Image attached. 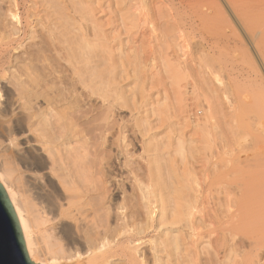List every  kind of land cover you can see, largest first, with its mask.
<instances>
[{"label": "bare ground", "instance_id": "obj_1", "mask_svg": "<svg viewBox=\"0 0 264 264\" xmlns=\"http://www.w3.org/2000/svg\"><path fill=\"white\" fill-rule=\"evenodd\" d=\"M72 1L74 0H71L69 3L71 4ZM136 1H141L140 5H138V9L135 6L138 12L137 17L140 19H138V21H143V25H150L149 28L151 27L152 29V23L155 21L152 22V19L155 18L154 15H152L154 18L151 19V10L150 8L148 9L147 3L144 2L145 0ZM159 1L162 3L160 5V11L162 7H165V10L162 11L167 13L168 18L175 21V24L178 20V25H176V27L178 26L180 35L184 34L183 37H185V34L189 35L193 32L196 33L197 30L199 33L201 29H206L205 31H207L208 29L218 28L221 33L219 36L220 38L217 37L224 42L225 46H223L224 44L221 46H223V50H226L224 47L228 48L232 41L230 37L232 34L230 35V33L233 31L236 32L237 27L241 33H243L242 35L245 38L244 41H246V43H244V41L239 40V43H241L244 48L249 46L247 49L249 50L251 48L250 50L253 52L251 55V52L247 50L246 54H242L245 56H243V58L240 57L243 63H246L243 65L249 66L247 70L242 69L239 64H237V57L239 56L236 55L237 57L232 56L231 59L229 58V60H225L221 63L219 65V67L221 66L219 71H217L219 67L216 66L217 68L214 69V71L212 70L213 73L211 72L222 86V89L219 91H221L227 97V101H229V106L227 108L229 117L227 118L231 119L229 120L231 123H227H230L231 125L229 124V127H231L228 128V131L224 129L226 132L222 133L221 131L222 134L220 137L217 135L219 138H217V136L215 137L213 133V138L210 134L212 132L209 133L206 130L210 127L208 122L205 121L203 127L198 126L199 129L201 128L200 130L197 129L198 132L201 133L202 130L204 133H201L203 135L202 139H208V143L211 142V144H209L211 147L207 144L210 150L209 154L205 150L206 155L204 158L202 157L204 161L201 162L203 164L201 165V173L199 172V176L208 173L213 175L207 185H205V191L211 193L209 195L210 197H212L213 194H217V198H214L215 195H213V199L217 202H213L214 206L212 207V212L210 214H206L205 212V215L198 218L199 220L196 215L199 213L201 214L203 209L206 210V208H208L207 206L203 208L206 200L205 198H207H204V193L200 190H198L200 191L199 193L194 191L195 188H193V192L190 189V191L194 193V196H192V194L189 196L190 198L186 196L187 199L189 198L190 200L191 197H193V201L187 202V199L183 198L184 201L186 200V203H189L188 206H184H187L186 212L184 211L186 208L184 209L182 207L183 205L181 202H178V208L175 206L176 208H172L173 210H168L167 199L169 197L167 198V195H165L167 192L164 194L162 193V191H164L162 184L165 180L160 184L158 178L155 179L157 177L156 170H158L159 167H155L157 163L154 162L155 166L151 163L153 160L150 161L149 159V166L153 165L155 169H157H154L155 177L152 176V178L149 176L151 182H148L150 181L148 175L150 169L151 172L154 173V171H152L154 167L150 166V168L147 166L149 170L148 173L146 172L147 174L145 173L148 178V181L146 180L147 184L149 183L148 186L146 184L147 187L144 186L148 190L147 194L143 195L137 192L138 189L135 188L136 185L134 184L135 182L138 183L142 178L141 175L139 176L141 179L136 175L139 169L136 171V169L131 166L132 169L129 168L131 164L127 159V155L129 156L128 149H130L128 147L133 142L129 144L125 143L126 136H124L123 139L124 145L116 142L120 145H117L119 148L117 152L115 151L117 154H115V156H117V158H115L117 159L115 165L113 163L114 161L112 162L111 160L114 158L109 157V153L107 154L105 149L99 147L100 145L97 147L99 140L107 142V135L112 127L110 124H106V126L103 124L104 127L102 124L97 125L96 122L92 120L93 118H89L90 114H95L96 112L94 113V111L97 109L94 111L90 109L91 111H88L85 109V106L89 103H87V105H83V103L87 101L91 102L93 96H97L98 98L101 97L102 99H100L102 102L103 99L104 102L107 100L106 89L108 90V84L106 89H104L105 85L102 81L103 74L101 72L98 73L96 70L93 72V69H91L92 72L88 71L89 69L86 70V66L93 60L92 54L96 51H93L95 46L93 47L91 44H93L92 42L101 32L96 34L95 30L94 32L91 30L86 31L85 28H83L84 26H82V28H80V26V37L77 38L75 36L74 39L73 37L63 38L64 35L67 36L68 32L65 30L67 29L66 25L63 26L60 24L62 27L59 29V27H57L58 24L55 23V25L57 24L55 27L57 28V32H59L58 29L62 30V28L66 26V28L61 31V33H64V30L66 31V34H61L63 36H58L59 33L56 34L54 32L56 31L55 28L53 30L51 26H45L49 17L52 18L53 16V14L51 16L52 12H49L51 7L48 8V4L45 3L46 1L44 4L47 5V8L45 7L46 5H43L45 8L41 10V4L43 2L41 1L42 3L38 7L39 0H0V181L6 190L7 197L16 214L28 257L35 264H178V250L183 245L180 246V242H182L179 236L181 231H178L176 228H165L166 226L175 227L177 224L180 226V224L183 223L184 225L182 224L181 226H186V228L191 229L199 228V226L202 227L203 225L205 227L206 224H213V226L218 224L221 228H264V160H262L264 158L259 157L260 155L264 157V143L260 142L263 141L261 139L257 141V138L259 139L262 137V139H264V48H262L263 46L261 47L262 43L264 45V31L263 33H258L255 29L258 22L264 21V4L247 7L244 3L233 2L232 0ZM75 3L76 2L72 4L74 9H76L74 7ZM5 4L7 5L6 7H4ZM150 5L152 4L150 3ZM79 9L80 8H78V13L80 14ZM157 11L159 13V8ZM44 12L46 16L42 14ZM165 13H163V15ZM57 14H59V11ZM80 16V21H83L85 16L82 14H80ZM133 17L134 16H132V18ZM164 18L165 17H163V19ZM74 21L79 22L76 19ZM138 21H136V23ZM136 23L134 24L136 25ZM168 23L170 22H167V24ZM78 24L82 25L80 23ZM132 24L130 25L131 27H133ZM55 25L53 24V26ZM74 25L77 26L76 23ZM39 27H41V29L45 28L43 31L47 33V36L43 37L42 41L38 43L36 51L26 52L27 57H23V55L19 54V51L25 46L24 43L33 41L37 37V33L42 34V36L45 34L43 31H39L40 33L38 32ZM129 30L131 29L129 28ZM168 33L169 32H167V34ZM172 33L173 32H171V34ZM91 38H94V40ZM97 41L99 40L97 39ZM101 41L103 40L101 39ZM64 43H69V46H67V44L65 46ZM96 43L94 45L97 46ZM236 43L235 45L238 46V43ZM241 44L239 45L241 46ZM101 45L103 44L101 43ZM98 50L97 52L99 53ZM214 50L216 49L214 48ZM244 51L246 52V50ZM244 51L242 50V52ZM107 59L109 60V58ZM62 62H65L67 65H63ZM180 63L181 62H179V66ZM208 63L212 62L209 61ZM21 64H25V66L22 67L24 70L21 69ZM204 65L206 66L207 64L205 63ZM111 67L114 68V66ZM185 67L184 70H187ZM198 67L201 66L198 65ZM105 70L103 72H105ZM220 73L221 75L224 74V78L226 76L228 79L227 82L219 79ZM107 81L109 82V79ZM106 82L104 81V83ZM210 86L214 87L213 84ZM114 89L113 91L115 92ZM184 89L186 90V88ZM108 94L110 95V92ZM109 95L107 96L110 97L111 95ZM218 97L223 98V96ZM94 99H96V97ZM109 100L110 98H108L107 102H109ZM96 101L99 100L96 99ZM111 102H109V104ZM112 103L108 107L111 106L110 108H112ZM95 105L94 103V106ZM60 107L64 110H59ZM88 107L90 108L89 105ZM183 107H185V105ZM249 107L254 108L256 116L258 117H254L256 120L252 118L254 121L250 118L253 122L249 121L246 117L248 120H245L249 122L246 124L245 121L244 124L242 123L240 126V123L238 124V122L236 123L234 120L240 115L242 116L244 111ZM110 108L108 109L110 110ZM222 110L224 115L225 110ZM216 111H218V109ZM104 113L106 114V112ZM244 116L246 115L244 114ZM89 120L92 123L94 121L96 125L88 124L90 122ZM116 126L117 125H115V127ZM142 134L143 133H141V135ZM143 137H145V135ZM191 137L192 136H190V138ZM250 137H253L254 141L256 139V142L254 143V141H252L253 139ZM118 138H120V135ZM137 138L134 137L135 140ZM139 139L141 138L139 137ZM206 140L204 141L206 142ZM117 141H119V139ZM197 141H199V139H197ZM249 143L254 147H250L251 145L249 146ZM261 143L263 144V148L259 146ZM256 144L258 145L256 146ZM149 146L146 147L145 145L146 148ZM252 148L255 149V152L259 149L262 151L263 149V155L262 152H260L261 154L258 153V156H256L252 153L254 152ZM198 152L199 150L197 153L195 152V154L198 155ZM201 153L203 154V152ZM194 157L196 156L194 155ZM122 159L124 161H122ZM104 160L107 162L104 163ZM196 161L197 160H195V162ZM116 167L122 171L126 170L127 167L129 170H132L129 172L127 170L128 173H125L135 178L134 180L132 176H129L128 179L131 178V180L133 179L135 181L134 184H132L135 186H133L134 188L132 190L137 189V191H135L137 194L133 191L131 197H127L123 194L120 197L121 201H116L117 193L121 188V182L116 180V177L119 176L116 174ZM146 169L148 168H145V171H147ZM174 170L175 168L172 169V172ZM187 172L189 173V171ZM153 173L150 174L153 175ZM197 173L196 177L198 175ZM118 174H120L119 170ZM203 175L201 178H203ZM205 177L208 178V176ZM174 178L175 176L173 179ZM121 179H123V177ZM176 179H174V182H176ZM194 180H196V178ZM194 180L192 183H194ZM181 181L183 183L184 180L181 178ZM196 184L197 183H195V185ZM202 184L199 185L203 186ZM176 185L173 186L176 187ZM174 187H172L173 190ZM164 188L167 189V187ZM186 188L189 189L188 187ZM196 188L198 189V187ZM200 189L202 190L203 187ZM175 192L174 194H176V197H180L179 194L181 192L183 193V188L181 192L178 190ZM177 192H179V194H177ZM172 193L173 192H171V194ZM171 194H169V196ZM184 194L186 193L184 192ZM136 195L138 198L139 195H141V199H137L143 203H140L136 199ZM205 196H207V194ZM176 197L175 199L178 200L179 197L178 199ZM182 197H184V195H182ZM182 197L180 199L183 201ZM180 199L178 201H181ZM171 203H173V201ZM176 203H174V205ZM142 210L146 211L144 223H142L143 221L141 219L143 217ZM197 212L198 214H196ZM150 234H152V237L148 239L150 241H147L146 238L151 236Z\"/></svg>", "mask_w": 264, "mask_h": 264}, {"label": "rangeland", "instance_id": "obj_2", "mask_svg": "<svg viewBox=\"0 0 264 264\" xmlns=\"http://www.w3.org/2000/svg\"><path fill=\"white\" fill-rule=\"evenodd\" d=\"M152 1L151 0H145L144 1L147 3L148 9L150 8V10H151V19L155 17L154 19H152V22L155 20L152 23V29H151V27L149 28L150 25H147L145 23H144L145 25H143V21H138L139 18L137 17V14H138L137 9L139 8L138 5H140L141 1L138 2L136 0H74V1H72L71 4L69 3V2H71V0L70 1L69 0H65V1L64 0H39L38 7L42 3L41 4L42 5L41 10H44L42 8H45V7L47 8V5L44 4V2H45L48 4V8L49 7L54 8V9L52 8L53 10L50 8V11H49L50 13L52 12L51 16L53 14L54 17L53 16H52V18L49 17L50 21L48 19L47 22L45 23V26H51V28L54 30V28L57 26V24H58L57 27H59V29L62 27L61 25H63V26L66 25L67 29H65V30L68 32H67V36L64 35L63 38H72L73 37V39H74L75 36L77 38L80 37L79 30H80V28H82V26H84L83 28H85L86 31L91 30L94 32V30H95L96 34H99L101 32L100 35H97L95 40H94V38L93 39L91 38L92 40H94L92 42L93 44H91V45H93V47L95 46V48H96L95 49L92 47L93 51L94 50H96V51H94V54H92L93 56L91 55L93 57V60L91 61V63L88 66H86V70L89 69L88 71L92 72L91 69H93V72H95L94 70H96V71H98V73L101 72L103 74L102 78L104 80L101 78L103 81V84L105 85V87H104V85H103V87H104V89H106L107 84H108V87H107L108 90L106 89L107 95H109L108 94L109 92L111 95V96L109 95L110 97H108L106 95V99H107L106 102L108 101V98H110V100L112 99L114 101L116 99V101L114 102L111 100L113 102L112 103L109 100V102H111L113 104L112 108H110L111 106L110 107H108V106L111 103L109 104V102H107V103L104 102V99L102 102L101 97H100L101 98L100 99L97 96H93L91 102H88V101L84 102L86 104L83 103V105H87V103H89L88 105L90 106V108L88 107V105L85 106V109H87L88 111H91V110L94 111L97 109L96 111H94V113L96 112L95 114L91 113L92 115L90 114V116H89V118H93L92 120H94L97 125H100V124L103 125L104 124L106 126V124L107 125L110 124L112 127L110 129L111 131L109 130L110 132H108L107 142L104 140H103V142H102V140H99V143L97 142L98 143L97 147L100 145L99 147H102L103 149H105L107 151V154L109 153L108 154L109 157L114 158L111 160H112V162L114 161L113 163L115 165V163L117 162V159H115V158H117V156H115V154L118 151V148H119L118 146L120 144L124 145L125 143L129 144L130 142L131 143L133 142L134 145L132 143L130 145L131 147L130 146L128 147L130 149H128L129 150V152H128L129 156L127 155V159L129 161V163L131 164V165H129V168L130 169L134 168V169H136V171L139 169L138 170L139 173L137 171L138 174L134 171L136 173L137 177L139 178V176L141 175L142 179L145 178L143 180L141 178H139L142 181L140 180V181H138V183H136L134 181L135 178L132 175L126 174L132 170H129V168L127 167L126 170L122 171L121 169H118L120 167L118 165H116L118 167V168L116 167V174L119 175L116 177V180L121 182V183L117 182V183H120L121 188L117 193L116 201L117 200L121 201L120 197L123 194L126 195L127 197H131L133 191L135 193V191H137V189H138L137 192H140L143 195L147 194L148 190L146 189V187L149 185V183L147 184L148 178H149V176L155 177V175H154L155 170L159 167L158 170H156V176L157 177L155 179L158 178L160 184L163 183L164 180H165L164 183L166 182L165 184L164 183L162 184L164 191H162V190L161 191L163 194L167 192L165 195H167V198L169 197L168 199L165 197L167 199V203H168V210H170V209L173 210L175 206L177 207L178 202H181V204L183 205L182 207L185 209L189 203H186L185 202L186 200L184 201V199L185 198L187 199V196L189 197V196H191V194H192V196H194V193H192L193 192L192 190H194L193 188H195L194 191H197L198 193L200 191L203 192L204 198L205 197L208 198V199L205 198L206 200L204 199L205 202H204V206H203V208H205L206 206L208 207V208H206L207 211L205 209H203L202 207H200L203 209L202 210L203 212L201 214L200 213L198 214V212L196 213V214H198V215H196L197 219H198V218H201L202 215H205L204 214L205 212H206V214L207 213L210 214L212 212V207L214 206L213 202L214 203L217 202L215 199H213V195H215L214 198H217V196H216L217 194H213L212 197H210L209 195L211 193L210 192L207 193L205 191V187H206L205 185H207V183L210 181L211 176H213V175H210L208 173L206 175L201 174L199 176V174L201 173L200 172L201 165L203 164L201 162L204 161L202 159L205 157L206 151L209 154L210 150H209L208 146L211 147L209 145V144H211V142L208 143V139L207 140L202 139L203 135L201 133H203V132H202V130H201V133L198 132V130L201 129V128L199 129L198 126L203 127L205 121L208 122V124H210L209 125L210 127H209V129H206V130L209 133L212 132V133H210L211 137H213L214 134H215V137L217 135H219V137H220V135L223 132L228 131V128L231 127V126L229 127V124L231 123L229 120H231V119L227 118V117H229L227 114L228 113L227 108L229 106L228 105L229 101H227L228 100L227 97L221 91H219L220 89H222V86L220 85L219 80H217L214 77V75H212V73H213L212 70L214 71V69L219 67V65L221 63H223L225 60H229V58L231 59L232 56H236V55L239 56V57L236 56L238 58L237 64H239V66L242 69H245V70L249 69V66L243 65L245 62L243 63V61L241 60V58H243V56H245L242 54L247 53V50H248L247 48L249 46H247V48H244V46H242V44L239 43V40L244 41L245 38L242 35L243 33H241V31L237 27H236L237 33L234 31L231 33L229 32L230 35L232 34L230 36L232 41H231L228 48L224 47V49H226L227 51L223 50V46H225L224 42H222L221 40L218 39V37L220 36V33H221V32H219L220 29H218V28H215L216 30L215 29H208L207 31H205L206 29H201L200 30L201 33H200V31L198 33V30H197V32L195 31L196 33L193 32V33L189 34L190 36L185 34V37H186V39H185V37H183L184 34L180 35V32L178 31V26L176 27V25H178V20L176 21V24H175V21H172L171 18L169 19L167 16V13H165V11L164 12L162 11V10H165L164 9L165 7L164 8L162 7V10L160 11V9H161L160 5L162 4L161 1H159V0H152ZM232 1L244 3L247 5V7H251L254 5H260L262 3L264 4V0H232ZM74 2L77 3V4L75 3V6H74L77 10L74 9L72 6V4ZM150 3L152 5H150ZM56 4L59 7H57ZM43 5H46V6L43 7ZM79 5H80V7H79ZM82 5H83V7H82ZM157 5H159V6H157ZM6 6L7 5L5 4L4 7H6ZM133 6H134V9L136 11L133 9ZM135 6L137 9L135 8ZM78 8H80L79 9L80 14L84 15L85 18L87 17L86 20L84 18L85 21L84 20L80 21L81 16L78 13ZM158 8H159V13L157 11ZM71 9L73 11L74 10H76V11L73 12ZM60 10H64V11H60ZM58 11H59V14H57ZM82 12H84V13H82ZM163 13H165L164 14L165 16L163 15ZM42 14L46 16L45 12ZM55 14H57V15H55ZM87 15H89V16H87ZM152 15H154V17ZM132 16H134V17L132 18ZM62 17L64 18V20L65 19L66 20L64 21ZM163 17H165L164 18L165 21H164ZM55 18H57V19H55ZM54 19H55V21H54ZM60 19H62V20H60ZM75 19L79 22L74 21ZM136 21H138V22L136 23ZM133 22L136 23V25ZM167 22H170L172 24H170V23L167 24ZM55 23H57V24L55 25ZM75 23L77 26L79 25L78 23H80L82 25H79L77 27L74 25ZM130 23L131 24L133 23L132 24L133 27L130 26L131 25ZM53 24L55 26H53ZM169 24H170V26H169ZM137 25H138V28H137ZM154 25L156 26V28ZM66 26L63 27L62 30L64 28H66ZM134 26H136V27H134ZM129 28L131 30H129ZM135 28H137L138 30ZM153 28H154V30H153ZM263 28H264V21L258 22L255 26V29L258 31V33L259 32L263 33V31H264ZM43 29L45 30V28L41 29V27H39L38 32L43 31ZM56 29L57 28H55V30ZM59 29H58L59 32H57V30L54 31L56 34L59 33L58 36H60L63 33V32L61 33L62 30H59ZM174 29L176 32L174 31ZM65 30H64L63 34H66ZM146 30H147V32H146ZM138 31H139V33H138ZM164 31L166 32V34ZM43 32L45 33L43 36H42V34H38V33L36 34V36L38 38L35 36L37 39L35 38L34 39L35 41L33 40L34 42L33 41H27L26 43H24L25 46L19 51V54L23 55V57H27L26 52L27 53L31 52V51L34 52V50L36 51V49L38 48V43L42 41L43 37L47 36V33L45 31H43ZM167 32H169V33L167 34ZM171 32H173V33L171 34ZM68 33H69V36H68ZM76 34H78V35H76ZM61 36H63V35H61ZM98 36H99V38H98ZM202 38H204V39H202ZM97 39L99 41H97ZM101 39L103 41H101ZM203 40H204V42H203ZM216 42H217V44H216ZM236 42L238 43L239 47L237 45H235ZM95 43L97 44V46L94 45ZM101 43L103 45H101ZM244 43H246V41H244ZM66 44H67V46H69L68 45L69 43H66ZM66 44L64 43L65 46H66ZM239 44H241V46ZM221 45H223V46H221ZM205 47H206V49H205ZM211 47H213V48H211ZM261 47L264 48L263 43L261 44ZM214 48L216 50H214ZM217 49H218V51H217ZM250 49L248 51H250L251 55H252L253 52ZM97 50L99 51V53L97 52ZM104 50H106V51H104ZM242 50L243 51L246 50V52L245 51L242 52ZM54 54H56V53H54ZM212 56L214 57V59ZM106 57L109 58V60ZM209 61L212 63H208ZM218 61H219V63H218ZM179 62H181L180 66H179ZM205 63L207 64L206 65L207 67L204 65ZM62 64L67 65L65 62H62ZM110 64H112V65H110ZM90 65H92V66H90ZM198 65L201 67H198ZM24 66H25V64L24 65L21 64L22 70H24V68H22ZM95 66H97L98 68ZM111 66H114V68ZM107 67H109V68H107ZM184 67H185V69L187 68V70H184ZM220 67L217 68V71H219ZM181 68H182V70H181ZM100 69H102V70H100ZM103 69L104 70L106 69L105 72H103L104 71ZM112 70H113V72H112ZM64 75H68V74H64ZM207 75H209V76H207ZM57 76H58V74H57ZM172 76H173V78H172ZM108 79H109V82L107 81ZM207 79H208V81H207ZM219 79L223 80L224 82L228 81L226 76L224 78V74L221 75V73L219 75ZM104 81L105 82L107 81V82L104 83ZM212 81H215L217 83L212 82ZM178 83H179V85H178ZM111 84H112V86H111ZM211 84H213L214 87L210 86ZM216 84H217V86H216ZM110 86H111V88H110ZM114 87H115V89H114ZM184 88H186V90ZM113 89L115 90V92L113 91ZM215 90H217V91H215ZM111 91H112V93H111ZM212 91H213V93H212ZM85 92H88V91H85ZM112 94H114V95H112ZM217 95L223 96V98L218 97ZM95 97L99 101H96V99H94ZM197 99H200V100H197ZM40 100H42V99H40ZM224 102L227 105H225ZM94 103L96 104L95 106H94ZM106 105H107V108H106ZM180 105H182V106H180ZM184 105H185V107H183ZM91 106H93V107H91ZM187 106H189V107H187ZM208 106H211V107H208ZM219 106H221V107H219ZM94 107H95V109H94ZM98 107H99V110H98ZM212 107H214V108H212ZM63 108H66V107H63ZM108 108H110V110ZM206 108L208 111L206 110ZM184 109H185V111H184ZM217 109H218V111H216ZM222 109H224L226 111V112L224 111V115H223ZM59 110H64V109H62L60 107ZM109 111L111 112V114ZM194 111H195V114H194ZM245 111H244V114L246 116H244V114L242 113L243 114L242 116L240 115L239 117L235 118V120L233 119L236 123L237 122H238V124L240 123V126L242 123L244 124V122L246 120L249 119V121L253 122L254 120H256L254 117H258V116H256L254 108H252V107H249ZM252 111H254V112H252ZM104 112H106V114ZM107 113H109V114H107ZM249 113H250V115H249ZM108 115H109V117H108ZM211 115H212V117H211ZM197 118L198 119L200 118V119L198 120ZM238 118L240 121L238 120ZM250 118L251 119L254 118V120L252 119L253 120L252 121ZM94 121H93V123L90 121L91 123L89 122L88 124L96 125V124H94L95 123ZM249 121H246V124ZM227 122H230V123H227ZM238 124H236V125H238ZM104 125H103V127H104ZM115 125H117V126L115 127ZM118 128H120V129H118ZM206 130H204V131H206ZM221 131H222V133H221ZM141 133H143V134L141 135ZM119 135H120V138H118ZM144 135L146 138L143 137ZM124 136H126L127 138H125L126 141L123 144ZM190 136H192L193 138L191 137L192 138L191 139ZM200 136H201L202 140L200 139ZM134 137L135 138L138 137L137 138L138 140L137 139L135 140ZM139 137L141 139H139ZM219 137L217 136V138H219ZM259 137H261V136H259ZM213 138H210V139H213ZM118 139H119V141H117ZM129 139H130V141H129ZM197 139H199V141H197ZM251 139H253V137ZM260 139L264 141V139H262V137L259 139L257 138V141H259ZM204 140H206V142ZM252 141H254V139ZM263 141H260V142L264 143ZM101 142H102V144H101ZM108 142H109V144H108ZM116 142H119L120 144L116 143ZM199 142H201V143H199ZM255 142H256V139H255L254 143ZM143 143H145V144H143ZM204 143H205V145H204ZM262 143H261V145L259 144V146L261 148H263ZM207 144H208V146H207ZM145 145H146V147L149 145L151 147L149 146L148 148H146ZM250 145H251V143H249V146ZM257 145L258 144H256V146ZM250 147H254V146L251 145ZM195 148H196V150H195ZM197 148L199 150L198 155L195 154V152L197 153V151H198ZM109 149L110 150L112 149L111 152ZM147 149H148V151H147ZM252 149L254 151L252 153H254L256 156H258L257 155L258 153L263 151V149H262V151H260V149H259L258 151H256L257 152L256 153L255 152L256 147H255V149L254 148H252ZM200 150H202V151H200ZM201 152H203V154ZM263 152H262V155H263ZM194 155L196 157H194ZM191 157H193V158H191ZM259 157L264 158L263 156L261 157V155ZM123 159H122V161L125 160V159L124 160ZM149 159H150V161L153 160L151 163L154 164V166H155V163H157V166H155L157 168L155 169V167L153 165H150L151 167H154V168H152V171H154V173L151 172V169H150V173H153V175H151L149 173L148 178H147L146 174L148 173V170L150 167L149 166ZM195 160H197V161L195 162ZM198 160H200V161H198ZM262 160H264V159H262ZM106 162L107 161H105L104 163H106ZM133 162H134V164H133ZM194 163H195V166H194ZM147 166H149V167H147ZM144 167L148 168V169H146L147 171H145ZM174 168L176 170V171L175 170L174 171L177 174L174 171L172 172V169H174ZM188 168H189V170H188ZM196 169H198V170H196ZM118 170L120 171V174H118ZM127 170H128V172H127ZM186 170L189 171V173ZM158 172H159V174L157 175ZM190 173H191V175H190ZM196 173L198 174L197 177H196ZM124 174H126V175H124ZM193 174H194V176H193ZM202 175H203V178H201ZM129 176L130 177L132 176V178L134 180L133 179L131 180V178L128 179ZM174 176H175L174 179L177 178L176 182H174L175 181L173 179ZM205 176H208V178ZM122 177H123V179H121ZM181 178H182V180H184L183 183L181 181ZM195 178H196V180H194ZM188 179H189V181H188ZM198 179L199 180L201 179V180L199 181ZM123 180H124V182H123ZM149 180H150V178H149ZM193 180H194V183H192ZM206 180H207V182H206ZM122 182H123V186H122ZM134 182H135V184H134ZM142 182H143V184H142ZM148 182H151V180ZM139 183L141 186L139 185ZM195 183H197V184L195 185ZM132 184L136 185V187ZM146 184H147V186H146ZM176 184H178L180 186H178ZM193 184L195 187L193 186ZM199 184L200 185L202 184L203 186H200ZM173 185L174 186L176 185V187H174ZM133 186L137 189L132 190L134 188ZM144 186H146V187H144ZM138 187H141V188H138ZM164 187H167V189H165ZM172 187H174V190ZM186 187H188L189 189H187ZM196 187H198V189ZM202 187H203V189L201 190L200 188H202ZM182 188H183V193L181 192ZM140 189L142 190V192ZM160 189H162V188H160ZM190 189L192 192L190 191ZM177 190L179 192H181L182 195H184V197H182L181 193L179 194V192H177V194H179L180 197L179 196L176 197V194H174V193H176L175 191H177ZM187 190H189V191H187ZM198 190H200V191H198ZM170 191L173 193L171 194ZM137 192L135 194H137ZM184 192L186 194H184ZM169 194H171L173 196H171V195L169 196ZM206 194H207V196H205ZM140 196L141 195H139V198H140ZM174 196L177 199H178V197H179V199L181 197H182V199L184 198L183 199L184 202L181 199H180L181 201H178L179 199L176 200ZM137 198H138V196L136 195V199ZM188 199H187V202L191 201L193 199V197H191V200L190 199L188 200ZM172 201H173V203H171ZM139 202L143 203L141 201H139ZM118 203H119V201H118ZM174 203H176V204L174 205ZM185 205H187V206L184 207ZM200 208H199V211H200ZM186 210H187V208L184 211L186 212ZM142 212H143V215H142L143 217L141 219L143 221L142 223H144L145 218H146V215H145L146 211L142 210ZM182 224H180V226H178V224H177L175 227H172V226H166L165 227V228H176V229H178V231H181L179 236H180V241H182L183 243L180 242V246L182 244L183 245L178 250V264H264V228H221L220 225L214 223L215 224L214 226H213V224L212 225L206 224L205 227L203 225L202 227L199 226V228H192L191 229V228H186V226H181ZM152 232H153V230H152ZM150 235L151 236L146 238L147 241H150L148 239H150L152 237V234H150Z\"/></svg>", "mask_w": 264, "mask_h": 264}, {"label": "water", "instance_id": "obj_3", "mask_svg": "<svg viewBox=\"0 0 264 264\" xmlns=\"http://www.w3.org/2000/svg\"><path fill=\"white\" fill-rule=\"evenodd\" d=\"M0 264H35L28 257L16 214L1 181Z\"/></svg>", "mask_w": 264, "mask_h": 264}]
</instances>
